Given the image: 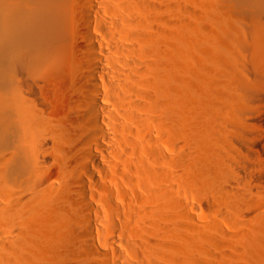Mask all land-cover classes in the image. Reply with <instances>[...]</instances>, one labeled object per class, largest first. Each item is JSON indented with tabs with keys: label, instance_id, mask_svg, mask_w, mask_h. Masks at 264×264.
<instances>
[{
	"label": "bare ground",
	"instance_id": "obj_1",
	"mask_svg": "<svg viewBox=\"0 0 264 264\" xmlns=\"http://www.w3.org/2000/svg\"><path fill=\"white\" fill-rule=\"evenodd\" d=\"M170 2L0 0V264H38L52 221L68 264L189 263L167 240L170 222L191 231L175 212L171 138L187 124L172 101ZM186 151L188 181L204 167Z\"/></svg>",
	"mask_w": 264,
	"mask_h": 264
},
{
	"label": "rangeland",
	"instance_id": "obj_2",
	"mask_svg": "<svg viewBox=\"0 0 264 264\" xmlns=\"http://www.w3.org/2000/svg\"><path fill=\"white\" fill-rule=\"evenodd\" d=\"M173 1L164 11L166 17L171 12L166 32L176 53L172 101L178 121L187 124L171 138L174 207L178 215L187 213L184 223L192 232L170 222L167 240L173 254L190 264L203 256L206 264H264V0ZM182 149L204 167L188 181L182 177ZM225 179L235 187L228 195L218 190ZM50 224L40 231L44 251L39 245L36 260L68 264V236L58 222ZM5 238L0 235L9 245Z\"/></svg>",
	"mask_w": 264,
	"mask_h": 264
}]
</instances>
